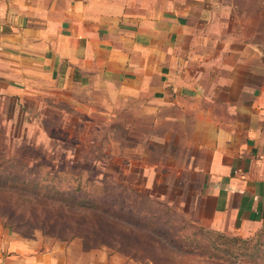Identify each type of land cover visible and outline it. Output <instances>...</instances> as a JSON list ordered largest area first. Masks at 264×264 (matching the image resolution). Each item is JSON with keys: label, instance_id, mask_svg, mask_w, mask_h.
<instances>
[{"label": "crops", "instance_id": "0c3cea01", "mask_svg": "<svg viewBox=\"0 0 264 264\" xmlns=\"http://www.w3.org/2000/svg\"><path fill=\"white\" fill-rule=\"evenodd\" d=\"M50 87L148 124L213 228L264 225V0H0V93Z\"/></svg>", "mask_w": 264, "mask_h": 264}, {"label": "rangeland", "instance_id": "374dc122", "mask_svg": "<svg viewBox=\"0 0 264 264\" xmlns=\"http://www.w3.org/2000/svg\"><path fill=\"white\" fill-rule=\"evenodd\" d=\"M101 99L52 87L0 93V260L264 264V225L213 228L174 152ZM94 207L99 220L87 216Z\"/></svg>", "mask_w": 264, "mask_h": 264}, {"label": "trees", "instance_id": "16d2710c", "mask_svg": "<svg viewBox=\"0 0 264 264\" xmlns=\"http://www.w3.org/2000/svg\"><path fill=\"white\" fill-rule=\"evenodd\" d=\"M97 209H98L97 207H94V208L92 209L93 212H91V213H90V211L87 212V216H88V217H91V216H92L94 220H99V218H100L99 216H100L102 213L99 214V212H98L99 210H97ZM95 212H96V213H95ZM92 228L95 230V231H94V234H95V233L97 232V230L95 229V227H94L93 225H91V227H89V230L92 229ZM88 232H89V231H88ZM99 232H100V231H99Z\"/></svg>", "mask_w": 264, "mask_h": 264}]
</instances>
